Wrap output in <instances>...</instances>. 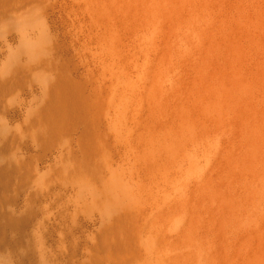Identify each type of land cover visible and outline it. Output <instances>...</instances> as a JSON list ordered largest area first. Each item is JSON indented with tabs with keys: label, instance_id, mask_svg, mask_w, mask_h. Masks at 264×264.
<instances>
[{
	"label": "rangeland",
	"instance_id": "1",
	"mask_svg": "<svg viewBox=\"0 0 264 264\" xmlns=\"http://www.w3.org/2000/svg\"><path fill=\"white\" fill-rule=\"evenodd\" d=\"M23 1L0 0V264H151L152 258L149 253L152 250H150L151 247L147 242L149 241V237L147 233L140 234L138 232L141 231L138 227L145 224L143 217L138 220V227L135 224L129 226L130 230L125 233V237L118 234V232L110 234L104 229L107 228L105 227L106 225L108 226L110 222L114 221V217H116L114 215H117L119 212L117 211V207L119 206L117 205L118 202L125 201V204L129 200V197L123 194L126 182L121 178L122 176L120 175L123 171L118 167L120 166L118 162H121L118 156L120 146L117 148L119 142L117 140L114 142V138L111 135L108 136L109 134L104 133L102 138L106 137L107 141L105 139L102 141H106L104 143L105 145H111L110 150L107 147H105V150H101V148L90 147L87 144L84 146V143L81 142L83 138H80L83 137L82 132L80 130L77 131V125H81L82 122V120H78L79 115L74 118V115L69 114L71 116L69 117L66 114L69 117L67 118L68 125L70 123L68 128L66 126V120L64 119L66 115L62 117L65 120H63V123L66 128H64L63 123L61 125L64 129L58 126L59 129L54 131L55 128L53 127L55 126L52 127L51 125L53 128L52 131V128L50 130L47 127L49 125L47 123L51 121L46 115L47 110H45V107L46 109L49 107V102L45 101L48 95H46V98H42L49 91V83L46 82L51 81L52 84L53 80L51 79H54L58 75L59 71L54 67L57 68L62 64L59 60L57 61V58L62 53L65 52L62 57L69 56L70 60H68V57L66 59L70 66L67 64L68 62L65 57H60V61L64 63L66 60L67 63H65L69 68L74 66L73 64L76 63V59H74V55L71 53L73 52L70 49L71 47L69 48L71 45L69 43L66 44V41L69 42L68 39H64L66 38V33H64L66 29L64 31L61 30L64 29V26H61L64 23L55 22L56 20L51 17V22L48 21L49 25L51 24V28L58 31L53 32L54 30L52 29L51 35L47 36L43 31L46 24H43L44 21L41 19V15L40 18L38 17L39 12H35L34 15L33 12L29 15L26 12L21 14L23 11L30 10H28L27 3H24L26 1ZM130 1L134 3L136 10H139L140 5L143 4V0H137V2L136 0ZM218 1L197 0L195 6L187 10L184 8L185 11H183L182 16L184 19H191L210 14L215 22L213 23V46L217 45L216 47L226 50L227 54L236 52L237 56L235 59L228 61L227 59L213 55L214 71L209 76L211 79H209L210 82L213 83V90L211 92L209 89L205 90L202 81L199 80L201 72L197 70L196 65L201 60V57L198 58V56L193 59L191 58L190 60L192 62H190L188 58V61L186 59L184 60L186 57H183L184 54L180 53L178 54V56L180 55L179 61L172 63L176 64L174 65L176 67L171 64L169 65L170 61L167 60L169 71H167L165 78L168 96L182 91L187 97L198 100L200 103L203 101L201 104H207L209 107L212 106L211 108L213 110V129L210 146L207 147L204 144L193 146L187 143L184 145V153L188 157L185 154L184 156L189 162H195L196 160L202 161L204 159L203 155L205 154L204 150L210 149V151L208 149L210 153L209 166L206 167L209 168L208 173L203 169L197 168L199 170L198 172H201L199 181L196 182L198 192L195 198H197V201L205 198V195L209 198V204L207 206L204 204L203 206H197L202 215L204 213H210L211 211L213 215V226L211 225L213 232L208 238L202 240L205 245L203 246L202 242V245H200L205 250L203 251L202 258H200L201 261L198 262L196 260L197 262L195 264H212V262L207 261L208 251L213 253V264H238L237 261L240 254L246 255L250 261L248 264H264V262L256 263L251 261L259 254L264 259V132L262 131L260 135L253 133L255 131L254 126L258 125L256 121L259 122V120H262V117L264 119V0ZM18 3L19 5H17ZM20 3H23V5H20ZM178 5L182 4L179 3ZM26 7L27 9L25 10ZM25 16H29V19L25 18ZM30 18H33V20ZM18 19H21L20 22ZM35 20H39L38 23ZM31 22L32 27L36 23L37 27L35 26V31L29 25ZM39 22H42V24ZM45 22L48 24L47 21ZM53 24H55V28ZM29 26L32 30H30ZM40 26H44V28ZM41 28L43 29L41 30V35L43 37L47 36L46 39L45 37L43 38L45 42L41 39L42 36L40 37L39 35ZM29 31L31 33L35 32L39 36H36L37 39L35 38L37 41L40 40L36 45L38 49L33 47L34 50L37 49L36 51L32 50L33 48H30L31 46L29 49L26 43V37L27 41L29 40V45L33 41L28 36L30 35ZM168 32L171 33L170 30ZM26 34L28 35L25 36ZM51 37L53 42L50 40ZM57 37L58 39L55 42H58V46L53 40ZM59 37L63 39L61 40ZM4 38H6L5 41ZM48 39L52 42L51 44H55L56 49H53V45L48 43ZM172 39L171 35H166V51H168ZM36 40L35 42H37ZM63 41L65 44H63ZM33 44L35 43L33 42ZM33 44L32 46H35ZM47 45H51L52 49L48 48ZM59 46L63 47L62 51H59L61 50ZM196 48L198 47H195V50L199 52ZM49 49L53 51L49 52ZM68 49L71 52H68ZM46 50L49 52L48 54L45 52ZM57 50L60 52L57 54L60 55L56 54ZM44 52L45 55L43 54ZM32 53L37 57L35 58V55L33 56ZM53 53L55 54L56 61L60 65H58L59 63L57 66L55 65L56 61H53ZM39 55L50 57L49 59L52 57V60L49 61L50 63L48 62V58L45 60L52 65L53 68L46 62L50 66L49 68H52L51 72L57 70L54 71L55 73L57 72L56 75L50 72L52 75L51 78L50 73L47 72L46 76H50L46 78L50 81H47L46 78L43 80L42 78V76H45L46 71H50L49 68L48 70L46 69L45 61L42 62V60L46 59L45 57H41V60H39V67L42 66H40V63H44L43 66L46 71L44 67H41L43 70L38 69L36 71L38 65L34 62L40 57ZM70 56L75 63H73ZM18 60L20 64L17 62ZM52 61L54 64H52ZM26 63L29 66L31 64L32 68H35L37 65L36 70L34 69V71L28 72L30 69H27L29 66H24ZM219 63L221 64L219 65ZM66 64L62 65L65 66ZM22 68L23 73L22 70L19 72ZM26 69L27 71L25 72ZM41 71H45L44 74ZM16 72L17 74L22 73V76L17 75V78L14 77ZM34 72L42 73L41 77L39 78L40 74L35 76ZM30 73L32 76H30ZM23 74L27 77L28 75L30 76L28 80L31 83L37 77L36 79L38 81L36 82L35 80L34 83L39 84L37 86L34 83L31 84L26 80L27 77L22 78L24 77ZM18 76L24 82H21ZM40 80H43L45 89H43L44 85L42 82V85L40 84ZM29 83L31 87H28L30 86ZM173 86L175 90L171 88ZM32 87L33 90L31 89ZM198 89L200 90L199 92ZM43 101L44 104L46 102L48 103H46L47 105L44 108L42 107L44 106ZM41 109L45 110V114L43 112V115H46L49 121L41 115L42 113L36 114V111L42 112ZM71 118L75 120L72 121ZM44 119L46 121L45 124H42L43 129H40L42 126L40 124V128L38 127L40 131L38 129L37 131L36 124L39 126L38 122L42 123ZM33 121L34 123L36 121L35 127L33 126ZM231 123L235 128H238L237 132L228 130ZM78 139L81 140L78 141ZM79 142L82 144L80 147ZM106 149L110 152L108 153ZM100 154H102L100 156L101 158H98ZM102 156H105L103 157L105 160L102 159ZM115 158L117 160L116 165ZM105 162H110L111 165L108 166ZM85 167L88 170H85ZM199 168L201 167L199 166ZM90 169L96 175H92L94 173L90 172ZM100 169L106 173L100 171ZM98 170L100 172L97 173ZM115 170L118 172L116 173ZM101 172H103V175H101ZM66 180L68 181L66 182ZM84 183L90 184L91 188H88L89 190L87 188L84 189L82 186ZM92 185L95 188L94 190ZM96 186L100 187V189L99 187L97 188L99 190L98 192L96 191ZM204 188L208 191L207 194H205ZM103 190L109 199L103 194L104 192L102 193ZM101 194L103 197L100 196ZM226 210H231L236 213L234 216L236 217L238 227L241 229H239L240 232L237 227H232V225L224 220V211ZM107 212L109 216L106 215ZM112 212L114 213L112 214ZM134 226L137 228H133ZM138 233L141 236L144 235L142 236L144 238L143 240ZM138 236L140 238H137ZM122 237L125 239L122 240ZM240 237L243 238V242H239L238 238ZM139 241L142 248L137 246L139 245L137 244ZM144 255L145 257L143 258ZM147 255L148 257H146Z\"/></svg>",
	"mask_w": 264,
	"mask_h": 264
},
{
	"label": "bare ground",
	"instance_id": "2",
	"mask_svg": "<svg viewBox=\"0 0 264 264\" xmlns=\"http://www.w3.org/2000/svg\"><path fill=\"white\" fill-rule=\"evenodd\" d=\"M24 1L23 2L25 4L27 3L26 5L28 6V10L29 9L30 10L27 11L26 10L27 7H26L25 8L26 11L21 12V14L26 12L27 15H29L33 12L34 15L35 12H39L38 17L40 18L41 15V19H43L44 21L43 24L44 23L46 24L45 28L44 26L43 27L40 26L44 28V30L42 28L40 29V34H39L40 37L42 36L41 30H43L47 34V36L51 35V30L53 28H51V24L49 25L48 22V21L51 22V17L56 20L55 22L58 23L62 22V24L64 23L63 25H61L64 26L63 27L64 29L61 30L64 31L66 29L65 30L66 32L64 31V33H66V38H64L65 36L64 34L62 35H64L63 36L64 39H68L69 41V42L66 41V44L69 43L71 45L69 46V48L71 47L70 49H72L71 51L73 52H71L69 49L68 52L73 53L74 55L73 57L74 59H76V63H75L71 57L72 55L70 56L71 59L73 60V63L75 64H73L74 66L72 68H69L70 66L68 62V60H70L69 56H67L69 59L64 56L65 59L66 58L68 59V60L66 59L68 63L66 62V60L65 62L69 64V66L65 62L63 63L62 61H60L61 60L60 57H62L63 54L65 53L64 51H63L64 53H62L61 55L57 54L60 53L58 52V50L57 52L56 51L55 52L57 55H60V57L58 58L56 56L57 61L59 60L60 63L66 64L65 66H63L62 64L60 65V63L56 61L55 54L53 53L54 56L53 61H56L55 65L57 66V64L59 63L58 65L60 66H58L57 68L54 67L59 72L54 79H51L53 80L52 84L51 81L48 80L49 78L48 76H50L51 73H53L54 75L55 73L54 71H57V70L54 71L52 70L53 72H51V69L53 67L51 64H49L50 63L49 61L52 60V57L51 59H49L50 57L44 56L46 59L42 60L43 62L48 58L49 63L45 61V66L47 70L51 66L52 68L51 69L49 68L50 71H46L45 67L43 66L44 63L43 64L40 63V66L42 65L41 67H44V70L46 71V72L41 71L43 74L45 72L44 74L45 76L44 77L42 76L43 80L44 78L48 77L46 78V80L50 81V82L44 81L46 83H49L48 86L49 91L46 90L48 94L45 93V96L42 97V98L44 97L46 98L47 97L46 95H48L47 100L45 99L44 100L49 102V107L47 106L48 108L46 109L45 105H47L48 103L46 102L47 104L46 103L44 104V101H43L44 106H42L43 108L45 107V110H47L46 115L49 117V120L51 119V121L47 123L49 125L46 126L49 127L50 130L53 126H55L53 128H55L54 131H56V129L57 130L59 129L58 126H61L60 128H63L61 124L63 123L64 119L66 120V121L64 120L66 123L68 122L67 118L71 117L69 116V114L72 116L74 115L75 116L74 118H76V116L78 117L79 115V117L83 118L82 119L78 117V120H82L81 125L78 126L77 123L75 124L77 125V131L80 130L83 135V137H80L79 135L81 134L79 133H78L79 135L77 134V136H79L81 139L83 138L82 139L83 141L81 139H78V141L81 140V142L84 143V146L87 144L90 147L101 148V150L102 149L105 150V147H107V149L110 150L111 145L106 144L108 145L106 146L104 144L107 141V138L105 136H104L105 138H102L104 133L109 134L108 136L111 135L112 138H114L113 139L114 142L115 140L119 142V144H117L118 146L116 145L117 148L120 146L118 149L119 150L118 156L121 162H118V164L120 163V166L118 167H120V169L123 171V173L120 176H122L121 178L126 182L124 187L125 188L124 193L122 192L123 191L122 188H121L122 191L121 190L120 191L123 194H125L127 197H129V200L125 204H124L125 201L118 202L117 205L119 206L117 207L118 209L117 211L119 212L117 213V215H114L116 216L114 217L115 218L114 221L110 222L108 226L106 225L105 227L107 228L104 229H106V231H108V233L110 234L118 232V234H121V236L125 237V233L128 230H130L129 226L131 224H135L138 227L139 226L138 220L141 217H143L145 219L144 220L145 224L141 227H138L139 230L141 229V231L138 232H140V234L147 233V236L149 237V241L147 242L148 245L152 248V249L150 248V250L152 251L151 253H149L152 258L151 264H195L197 261L198 262L201 261L200 258H202V255L204 253L203 251L205 250L201 246L202 243L203 246L205 245V243L202 242V240L212 235L213 227H211V225L213 224V215L211 211L210 213L208 212L202 215L201 212L198 210V206H203V204L207 206L209 204V198L207 197V195H205V198H201L200 201H197V198H195L198 192L196 182L199 181L200 172H201V171L198 172L199 171L198 169H203L205 170L206 173H208L209 171V168L206 167L209 166L210 149L208 148L209 151L208 149L204 150L205 154L203 155L204 159H202V161L196 160L197 161L196 162L194 160L195 162H189V160L184 156L185 154L184 145L185 143H187L188 145L192 144L193 146H199L200 144L207 145V147L210 146L212 139V129H213V125H212L213 110L211 108L212 106L209 107L207 104H201L203 101L200 103L198 100H193L190 97L184 95L182 91L175 93L174 86L171 88H174L173 92L175 94L168 96L165 78L167 71H169L167 60L170 61L169 65L171 64L174 66L176 64H172V63H174V61L175 62L179 61L180 55L178 56V54L180 53L184 54L183 57L184 56L186 57L184 58V60L186 59V61H188L187 60L188 58L190 62H192L190 60L191 58L193 59L198 56V58L201 57V60L196 65L197 70L201 72L199 76V80L202 81L205 90L209 89L210 92L213 90V83L210 82L211 79L209 77L211 74H213L214 71L213 55L215 56L217 55V57L219 58L222 57V59L224 58L227 59L228 61H233L237 56L236 52L234 53L231 52L227 54L226 50L216 47L217 45L213 46V25H214L213 23H215L213 17H211L210 14H206L202 17H194L191 19L183 18L182 16L183 11H185V9L186 10L190 9L192 6H195L197 0H143V4L140 5L141 7L139 8V10L135 9L136 6L130 0H24ZM179 3H181L182 5H178ZM21 4L23 5V3H20V5ZM17 5H19V3ZM190 14L192 15V13ZM151 15L154 17H152ZM25 18L29 19V16L28 17L25 16ZM33 18L30 19L33 20ZM39 20H35V22L38 23ZM45 21H47L48 24ZM36 23L34 24L35 26ZM39 23L42 24V22ZM29 25L32 27V22ZM54 25L55 24H53V26ZM35 26L32 27L33 30ZM55 27L56 26H54V28ZM32 29L30 28V30ZM168 30H170L171 33L168 32ZM55 31L58 30L55 29L53 32ZM29 33L30 35L26 34L25 36L28 35L33 39V41H31L30 42L31 45H29L28 43L29 40L27 41V37L25 38L26 43L28 44V48L30 46H31L30 48L33 47L37 48L36 45L40 41V40L39 41L36 40L37 39L36 36L39 37L38 34L36 35V33L34 32L35 33L34 35V33H31V31H29ZM167 34L171 35V38H173L170 41L171 45L169 42L170 46L168 47V51H166ZM47 36L46 37L44 36L45 39L47 38ZM44 37L42 36L41 39L45 42V40L43 39ZM63 38L59 37V39L61 40ZM5 39L6 38H4V41ZM34 39L37 42H35ZM56 39H58V37L53 39L54 42L57 41ZM50 40L52 41V37ZM33 42L35 44H33ZM52 42H50L48 39V43L51 44ZM57 43L55 42V44L58 46L59 44ZM32 44L35 46H32ZM55 44H51L54 47L53 49L57 48V47L55 48L54 46ZM63 44H65L64 41ZM51 45L50 46L47 45L48 48L52 49ZM60 46H64V45H60ZM60 46L59 49L61 48V50L59 51H62L63 47ZM194 46L198 47L196 49H198L199 52L195 50ZM48 48L46 47V49ZM37 49L34 50L33 48L32 50L36 51ZM51 51L53 50H50L49 52ZM45 52L47 54L49 53L47 52V50ZM45 52L43 53L44 55ZM32 55L34 56L35 54L32 53ZM41 55H39L40 59L37 58L36 60L38 62H36L34 59L35 61L34 63L35 64L37 63L38 65L37 70H36L37 65L35 66L34 63L33 64L35 68H32L30 63H29L30 66L27 65V63L26 65H24L30 67V68L27 67L28 70L30 69L28 72L34 71V69L36 71H38V69L43 70V68L39 67V60H41V57H43ZM36 57L37 56L35 55V58ZM17 62L19 63V60ZM46 62L50 66H48ZM52 64H54V62ZM220 64L221 63H219V65ZM173 66L172 68L176 67ZM23 68L20 69L19 72L22 70L23 73ZM27 69L25 70V72L27 71ZM17 72L14 74L15 75L14 77H16L17 75L22 76V73L17 74ZM47 72L49 73L51 72L50 75L46 76ZM31 73L30 76L33 75V73L32 75ZM36 73L37 72H34L35 76L36 75L38 76L40 74V72L37 74ZM42 73L40 74L39 78L41 77ZM19 76L18 78L21 77ZM30 76L28 75V77ZM26 77L27 76L24 75V77L22 78L24 79ZM28 77L26 78V80L30 82V80H28ZM51 77L52 75L50 76V78ZM22 78H20V81L24 82ZM36 78L35 79L33 78L34 82L35 80L36 82L38 81ZM43 80L39 81L40 84ZM34 82L32 80V83ZM31 84L28 87H31ZM38 84L39 83L37 84L34 83V85L36 86ZM42 84L44 85L43 82ZM232 84L234 85V83ZM31 89L33 90V87ZM43 89H45V85ZM199 91L200 90L198 89V92ZM38 100L41 102L40 99ZM31 103L33 104V102ZM38 105L40 106V104ZM45 110H42V112L36 111V114L42 113L41 115L46 118V115H43V112L45 114ZM64 115H66L65 116L66 118L62 119ZM48 117L46 118L47 120ZM71 119L72 121L75 120L73 118ZM45 121L46 120L44 119L43 122L41 121L42 123L38 122L39 126L38 124H36L37 126L36 130L38 129V127L40 128V124L41 125L43 123L45 124ZM72 121L70 122L72 123ZM256 122L258 123V125L254 126L255 131L253 133L255 135H260L262 131L264 132L263 117L262 120ZM35 123L33 124V126L35 125ZM63 126H65L64 123ZM66 126L68 128V126H70V123L69 125L67 123ZM66 126L64 128H66ZM229 126L230 128L228 130L237 132L238 128H235L232 125V123ZM42 127L43 125L40 128L41 130L43 129ZM44 128L46 127L44 126ZM40 129L38 130L40 131ZM75 131L73 132L75 133ZM103 139H105L106 141L105 140L102 141ZM81 145L82 144L79 142V147ZM87 148L89 149L88 146ZM102 154H100L99 156L97 155L98 158H101L100 156ZM108 155L111 156L110 154ZM103 157L105 156H102V159L105 160ZM114 161L116 165V161H117L116 158L114 159ZM102 162L104 163V161ZM105 164H107L108 166L111 165L110 162L109 163L105 162ZM199 166L201 168H199ZM85 170L88 169H86L85 167ZM100 171L105 172L104 170L101 169ZM100 171L98 170L97 173ZM90 172L93 171L91 170ZM103 172H101V175H103L102 174ZM92 175H96V174L94 173ZM67 181L68 180H66V182ZM82 186L84 189L91 188L90 184L84 183ZM98 187L99 186H96V189ZM94 189L95 188H93V190ZM204 190H205V194H207L208 191L205 188ZM96 191L98 192L99 190L97 189ZM103 192L104 190L102 191V193ZM103 194L105 195V192ZM100 196L103 197L102 194ZM113 213L114 212H112V214ZM235 214L236 213H234L231 210L224 211V217H225L224 220H226L230 225H232V227H237L239 231L240 227H238V224L236 223V217L234 216ZM106 215H108V212L106 213ZM137 227L134 226L133 228H137ZM140 234L138 233V235ZM140 236H138L137 238H140ZM123 237L122 240L125 239ZM133 238L136 239L135 237ZM143 239L144 238H142V240ZM242 239H243L242 237L238 238L239 242H243ZM139 243L140 241L137 242V244ZM137 246H139V248L141 247L140 244ZM136 249L138 250L137 247ZM207 253H208L207 261L212 262L213 264V253L209 251ZM145 255L143 256V258L145 257ZM146 257H148V255ZM238 257H239L237 261L238 264L250 263L246 255L240 254ZM207 261L206 263H208ZM251 261L256 263H263L264 259L259 254L254 260Z\"/></svg>",
	"mask_w": 264,
	"mask_h": 264
}]
</instances>
